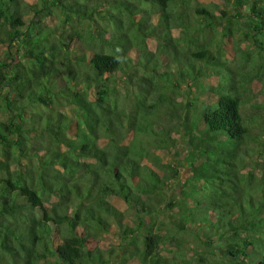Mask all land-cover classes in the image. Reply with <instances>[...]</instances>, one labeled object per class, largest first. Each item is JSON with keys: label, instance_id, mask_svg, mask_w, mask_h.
I'll list each match as a JSON object with an SVG mask.
<instances>
[{"label": "trees", "instance_id": "obj_1", "mask_svg": "<svg viewBox=\"0 0 264 264\" xmlns=\"http://www.w3.org/2000/svg\"><path fill=\"white\" fill-rule=\"evenodd\" d=\"M179 1L152 0L166 46H176L169 16ZM87 2L0 0V264H109L102 241L111 232L143 264H192L197 256L200 264H264V168L258 176L250 167L234 80L216 70L218 82L208 84L203 64L176 71L152 62L153 54L137 56L133 69L116 44L80 52L82 29L65 21L92 19ZM242 2L246 34L264 52V0ZM197 12L213 24L209 9ZM147 20L137 23L155 29ZM94 31L85 37L97 42ZM189 41L198 44L194 35ZM199 45L188 55L205 64L226 55L221 45ZM122 73L139 89L129 86L130 110L118 94ZM178 133L188 143L185 163L163 164L158 152L180 155ZM114 199L124 201L134 225ZM194 230L204 253L188 247Z\"/></svg>", "mask_w": 264, "mask_h": 264}, {"label": "rangeland", "instance_id": "obj_2", "mask_svg": "<svg viewBox=\"0 0 264 264\" xmlns=\"http://www.w3.org/2000/svg\"><path fill=\"white\" fill-rule=\"evenodd\" d=\"M79 1L85 2V0ZM87 1L89 12H93L91 15L92 19L73 17L70 22L65 21L69 28L70 25H73L82 29L83 37L79 42L80 52L99 50L100 44L104 45L101 50L112 51L113 46L115 47L116 44L118 51L123 52L133 69H136L137 64L140 63L136 62L137 56L147 58L148 55L153 54L152 58H150L152 62L159 61L164 67L175 68V70L179 66L181 68L189 66L188 63L192 66L203 64L206 76L202 77L201 80L208 84L218 82L219 77L216 70L222 72V75L229 79H233V84L237 88H235L236 93L242 99V113L250 130V135L246 145H244L245 148L250 147L253 149L250 157V167L258 176L261 175L264 168V164H260V162H264V52H261L246 34V32L250 31L248 4H245V2L240 4V0H184L173 4L170 7L173 14L169 16V24L171 26V34L176 39V41L173 40L176 46H166L167 41L163 37L165 20L160 14L159 5L152 2V0ZM120 1H124V5ZM201 6L206 7L215 15L211 26L206 24L205 18L209 17L197 12V8ZM94 8L95 10H92ZM143 16L147 17V21L156 28L146 30L140 27L137 20ZM195 25L198 26V32L193 30L195 33L191 32L192 34H188L187 32L191 31L193 27L195 28ZM90 28L97 31V34L94 31L95 35L93 36L97 42L89 41L90 38L85 37L88 33L87 30ZM113 33L115 36H113ZM193 35L198 38V44L190 43L189 40ZM118 40L121 42H117ZM123 41L126 42V47L129 45V49H124ZM204 42L211 43L216 50L218 45H221L226 55H213L215 64H205L202 59H196L193 55H188L190 51L198 48V46L200 48L199 44ZM243 52L246 55H242L244 54ZM133 53L136 55H132ZM130 57L132 60H129ZM145 63L150 65V61ZM122 78H128V75H123L122 73V76L118 78V80H122L120 82L117 81L118 94L122 104L130 110L135 106L134 100L136 96L133 93H137L139 89L138 86L128 85ZM61 81L64 80L61 79ZM129 86H132L135 92H130V94ZM94 90L96 89L94 88ZM165 91L174 92L173 88ZM182 97L179 96L177 99L181 100ZM203 97L208 98L209 96L203 95ZM56 108L66 111L62 105L56 106ZM45 109L47 107L43 110ZM165 109L166 106H163L162 111ZM162 117L165 121L169 119V115L165 112H163ZM175 136L178 139L177 148L180 151V155H176L175 152L171 153L169 150H162L158 152V155L161 157L163 164H178L181 167L185 163L184 156L188 143L181 134L178 133ZM179 158H181V161H179ZM170 174L171 170L169 169L166 175L169 177ZM190 175V168H184L181 172V178L184 182ZM171 185L178 190L180 183H172ZM114 201L126 212L125 216L131 225H134L133 213L127 209L124 201L121 199H114ZM165 211L168 210L166 209ZM197 232L198 230H194L186 235V240L189 242L188 247L189 249L203 252L206 245L198 239ZM102 246L105 250V255L110 260H114L109 262V264H115L116 261L124 258L130 259V264H143L138 258H129L127 248L125 246L122 247L120 238L113 232L108 234L102 241ZM218 253H220V250ZM190 254L191 252H186L188 258ZM198 258L199 256L192 258V264H200L201 261ZM206 262L209 261L206 260Z\"/></svg>", "mask_w": 264, "mask_h": 264}]
</instances>
